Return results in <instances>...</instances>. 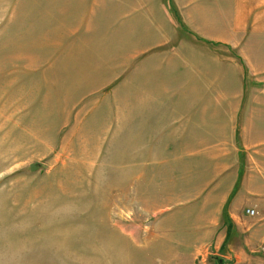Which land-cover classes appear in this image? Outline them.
<instances>
[{
	"label": "rangeland",
	"instance_id": "374dc122",
	"mask_svg": "<svg viewBox=\"0 0 264 264\" xmlns=\"http://www.w3.org/2000/svg\"><path fill=\"white\" fill-rule=\"evenodd\" d=\"M242 85L264 117V0H0V264H264V167L226 228L196 127Z\"/></svg>",
	"mask_w": 264,
	"mask_h": 264
},
{
	"label": "crops",
	"instance_id": "0c3cea01",
	"mask_svg": "<svg viewBox=\"0 0 264 264\" xmlns=\"http://www.w3.org/2000/svg\"><path fill=\"white\" fill-rule=\"evenodd\" d=\"M219 104L218 111L209 113L204 121V112L198 113V123L196 127H202L201 136L203 138L202 144H204V137H209L208 152H217L215 160L217 162V168L221 170H234V175L229 180V187L226 189V194L220 203L219 212L222 217L226 214L229 219V225L226 228H242L243 231V169L248 167L247 163L255 167H264V143H247L246 130L252 128L249 125V121H264V117H261L257 108L255 112H248V116H245L246 111L243 106L247 104L245 102L243 85L240 90L239 96L232 98H218L216 105ZM254 104V103H253ZM258 112V113H257ZM247 122V123H245ZM258 124H256V128ZM204 149H202L203 151ZM253 152L252 155H247L248 152ZM200 152V150H199ZM243 152L246 153L244 157ZM227 156H226V155ZM222 155V156H221ZM245 162V164H244ZM220 183L225 184L226 182ZM239 184L238 194L234 195L229 203V200L234 193L235 186ZM239 198V199H238ZM248 201V197L245 198ZM238 201V205L234 202ZM251 200V199H249ZM257 201V200H256ZM253 201L250 205L246 206L248 209L256 207V210L261 215V209L259 203ZM241 208V209H240ZM259 215V216H260ZM227 239V233L223 238V244ZM263 239V238H262Z\"/></svg>",
	"mask_w": 264,
	"mask_h": 264
},
{
	"label": "water",
	"instance_id": "95a60500",
	"mask_svg": "<svg viewBox=\"0 0 264 264\" xmlns=\"http://www.w3.org/2000/svg\"><path fill=\"white\" fill-rule=\"evenodd\" d=\"M29 168H30V171L33 172V171H35L37 169V166L31 165ZM218 263L219 264H222V261L221 260H218Z\"/></svg>",
	"mask_w": 264,
	"mask_h": 264
},
{
	"label": "built area",
	"instance_id": "2783aa9c",
	"mask_svg": "<svg viewBox=\"0 0 264 264\" xmlns=\"http://www.w3.org/2000/svg\"><path fill=\"white\" fill-rule=\"evenodd\" d=\"M246 214L252 216V215H254V211L253 210H246Z\"/></svg>",
	"mask_w": 264,
	"mask_h": 264
}]
</instances>
